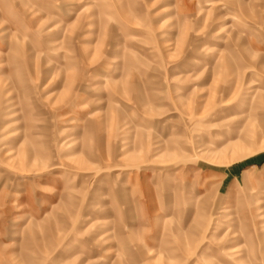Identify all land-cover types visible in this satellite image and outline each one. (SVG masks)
Segmentation results:
<instances>
[{
	"label": "rangeland",
	"instance_id": "1",
	"mask_svg": "<svg viewBox=\"0 0 264 264\" xmlns=\"http://www.w3.org/2000/svg\"><path fill=\"white\" fill-rule=\"evenodd\" d=\"M0 264H264V0H0Z\"/></svg>",
	"mask_w": 264,
	"mask_h": 264
},
{
	"label": "bare ground",
	"instance_id": "2",
	"mask_svg": "<svg viewBox=\"0 0 264 264\" xmlns=\"http://www.w3.org/2000/svg\"><path fill=\"white\" fill-rule=\"evenodd\" d=\"M225 112H228V110L227 111H225ZM245 135V137L246 136H249V134H244ZM253 135H255V134H253ZM252 135V136H253ZM216 136H218V140L217 141H220L221 143L222 142H227L226 143V146L224 147V154H226L227 153V149L228 148H231V155L233 156L231 159H230V161H233L234 159H240V158H242L243 156H249V155H252L253 153H254V151H250L248 154L249 155H247V153L246 154H244L243 156H241L240 155V153H241V151H242V149H243V147H242V145H240L238 142H236V141H234V142H232V143H230L229 141H228V139H227V137L224 135V134H220V135H218V134H216ZM219 142V143H220ZM214 154V155H213ZM210 153V156H211V158H213V156H217V155H219L220 154V151H218V152H215V153ZM210 158V159H211ZM250 177H252V179L254 180V177H253V173H252V176L250 175ZM258 208H260V207H258Z\"/></svg>",
	"mask_w": 264,
	"mask_h": 264
}]
</instances>
